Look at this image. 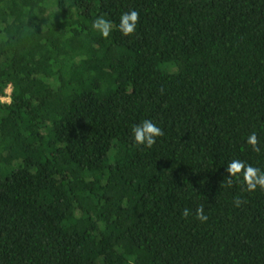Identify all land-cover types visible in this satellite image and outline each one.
Segmentation results:
<instances>
[{
	"label": "trees",
	"instance_id": "1",
	"mask_svg": "<svg viewBox=\"0 0 264 264\" xmlns=\"http://www.w3.org/2000/svg\"><path fill=\"white\" fill-rule=\"evenodd\" d=\"M11 86L0 264H264V189L222 184L233 160L264 171V0H0Z\"/></svg>",
	"mask_w": 264,
	"mask_h": 264
},
{
	"label": "clouds",
	"instance_id": "2",
	"mask_svg": "<svg viewBox=\"0 0 264 264\" xmlns=\"http://www.w3.org/2000/svg\"><path fill=\"white\" fill-rule=\"evenodd\" d=\"M138 23L139 13L137 11L132 10L130 12H124L120 17L119 30L124 36L133 35L135 34ZM92 28L98 31L104 38H108L112 32L113 25L112 22L105 17L99 16L93 21ZM132 133L136 144L143 145L147 148L153 147L156 144V138L164 135L162 128L158 127L153 121L147 119L135 125L132 128ZM247 143L252 146L254 151L260 152L261 149L258 146V137L255 132L248 137ZM226 170L230 175L225 178L222 184L231 186L233 184L232 178H239L242 175L247 191H255L257 187L264 189V171L240 160L231 161ZM235 203L237 206H240L241 201L239 198H237ZM183 215L184 217H188L190 215V210L184 209ZM196 218L201 222H206L208 219L204 214V207L202 205L196 211Z\"/></svg>",
	"mask_w": 264,
	"mask_h": 264
},
{
	"label": "rangeland",
	"instance_id": "3",
	"mask_svg": "<svg viewBox=\"0 0 264 264\" xmlns=\"http://www.w3.org/2000/svg\"><path fill=\"white\" fill-rule=\"evenodd\" d=\"M12 92V86L7 90V96L6 97H0L1 102H10V95Z\"/></svg>",
	"mask_w": 264,
	"mask_h": 264
}]
</instances>
